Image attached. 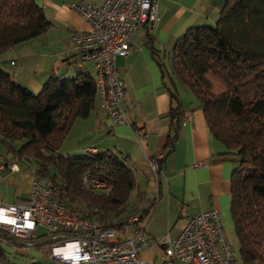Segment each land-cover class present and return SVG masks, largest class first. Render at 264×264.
Masks as SVG:
<instances>
[{"label": "trees", "instance_id": "obj_1", "mask_svg": "<svg viewBox=\"0 0 264 264\" xmlns=\"http://www.w3.org/2000/svg\"><path fill=\"white\" fill-rule=\"evenodd\" d=\"M51 26L36 0H0V54ZM153 55L165 73L155 49ZM171 63L224 147L222 154L236 161L230 214L240 264H264V0H226L213 25L188 28L176 39ZM3 66L0 61V139L15 158L24 164L34 161L35 176L47 179L53 198L82 218L115 227L136 212L142 218L145 211L131 202L136 181L125 153L71 156L58 151L74 121L87 117L98 102L94 76L78 71L70 78L51 77L33 92ZM170 96L176 105L168 111L162 158L173 149L182 113L177 92L170 90ZM86 173L110 189L83 187ZM30 240L36 248L47 241Z\"/></svg>", "mask_w": 264, "mask_h": 264}, {"label": "crops", "instance_id": "obj_2", "mask_svg": "<svg viewBox=\"0 0 264 264\" xmlns=\"http://www.w3.org/2000/svg\"><path fill=\"white\" fill-rule=\"evenodd\" d=\"M156 1L155 21L144 24L132 34L128 55L115 58L116 72L124 88L121 106L129 124L110 123L97 102L90 114L77 118L70 129L71 132L76 125L85 124L91 140L95 138L92 134H97L102 153L122 152L129 157L136 181L130 198L137 211H145L139 225L150 241V245L140 252L144 264H155L162 253L157 241L165 235L176 237L187 218L199 211L216 209L223 230L232 226L230 176L237 165L232 156L222 154L224 147L210 133L192 93L172 71L168 73L164 67L165 73H162L153 55L155 49L163 62L161 57L172 49L176 39L188 28L213 25L226 0ZM36 2L52 26L44 34L1 53L4 69L16 82L33 92H38L51 77L70 78L78 71L89 72L87 65L95 72L92 60L79 63L72 46V35L88 28L86 21L70 8L72 0ZM170 90L177 92L182 113L173 149L159 163L156 183L148 168L147 157L159 150L164 152L170 125L168 111L176 105ZM184 111H190L192 118L182 124ZM99 144L90 145L86 141L84 145L80 143L69 150L94 148L98 153ZM13 173L10 171L4 178L8 181ZM12 179L8 183L13 184ZM32 179L31 173L26 179L27 185L21 188V194L26 196L31 190ZM156 187L158 197L154 202ZM17 198L20 197L16 196L14 200Z\"/></svg>", "mask_w": 264, "mask_h": 264}, {"label": "built area", "instance_id": "obj_3", "mask_svg": "<svg viewBox=\"0 0 264 264\" xmlns=\"http://www.w3.org/2000/svg\"><path fill=\"white\" fill-rule=\"evenodd\" d=\"M70 8L88 24L86 30L75 32L71 41L79 63L94 62L99 107L110 123L129 124L121 106L124 88L116 72L115 58L128 55L132 34L144 24L155 21L157 1L72 0ZM191 118L192 113L184 111L182 124ZM90 150L95 151L94 148ZM161 158V150L147 157L148 168L156 183ZM0 169L17 172L19 166L15 161L5 162L0 164ZM31 173V190L26 196L10 203L0 201V231L11 237L5 241L28 251L35 248L30 239L47 240L43 249L62 264H144L140 252L150 245V241L143 228L137 225L140 212L128 216L121 227L82 218L53 198L46 178L36 177L33 170ZM81 182L83 187L97 192L110 189L106 181L89 173L82 176ZM157 194L158 187L152 201L157 200ZM39 227L45 228L46 232L38 235ZM157 243L162 253L155 264H240L225 237L216 209L189 216L176 237L165 235ZM34 260L32 257L30 261Z\"/></svg>", "mask_w": 264, "mask_h": 264}, {"label": "rangeland", "instance_id": "obj_4", "mask_svg": "<svg viewBox=\"0 0 264 264\" xmlns=\"http://www.w3.org/2000/svg\"><path fill=\"white\" fill-rule=\"evenodd\" d=\"M135 33V32H134ZM133 33V34H134ZM78 59V56H77ZM164 67L166 68L168 73H171L172 63H171V50L167 52L164 57H161ZM9 67V66H8ZM92 76H95V72L90 65L86 66ZM166 75H168L166 73ZM69 76H61L59 79H65ZM87 127L85 124L79 126L76 125L68 137L64 139L63 144L59 147V152L63 155H71V156H79L87 153L85 149L78 151H70L69 149H73L77 144L84 145L86 141L89 142L90 145L99 144V139H97V134H92L95 137L93 140L90 138V134L86 132ZM82 135V138L80 136ZM99 136V135H98ZM74 146V147H73ZM17 147V146H15ZM101 144L98 145L99 152L102 153ZM88 151H91L88 149ZM19 166V171L12 174L11 178H13V184L8 183L11 178L5 179L4 176L9 173L7 169H0V201L4 203H10L17 196L24 197L25 194H21V188H24L27 185L26 179H29L31 176V171L36 167V163L34 161H30L28 164H24L22 161L17 160L14 154L7 148V146L0 139V164L14 162ZM28 176V177H27ZM232 224V223H231ZM45 228L39 227L36 231L38 235L45 233ZM225 236L228 239V242L232 248L233 255L237 260H239V246L234 233L233 224L229 228H224ZM127 236V234H125ZM11 237L6 233H0V264H28L32 257H35L36 262L40 264H62L47 255V252L41 247H35L34 249H29L28 251H23V249H19L15 246V244L11 242H7L5 240H9ZM13 240V239H12ZM19 241V240H18ZM18 243V242H14ZM240 261V260H239Z\"/></svg>", "mask_w": 264, "mask_h": 264}]
</instances>
